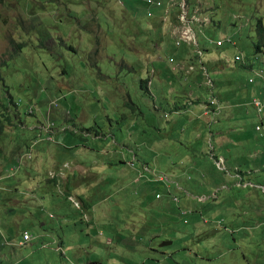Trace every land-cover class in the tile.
<instances>
[{"label": "rangeland", "instance_id": "rangeland-1", "mask_svg": "<svg viewBox=\"0 0 264 264\" xmlns=\"http://www.w3.org/2000/svg\"><path fill=\"white\" fill-rule=\"evenodd\" d=\"M138 1L0 0L2 164L28 153L6 173L0 264H264V182L235 174L264 151L261 79L248 85L264 0H189L208 21L193 47L210 51L174 73L193 49L176 46L180 6L150 28Z\"/></svg>", "mask_w": 264, "mask_h": 264}, {"label": "clouds", "instance_id": "clouds-1", "mask_svg": "<svg viewBox=\"0 0 264 264\" xmlns=\"http://www.w3.org/2000/svg\"><path fill=\"white\" fill-rule=\"evenodd\" d=\"M162 2H163V0H161ZM172 2H175V4H176V7L175 8H177L178 9V6H180V4H183V3H187L188 4V7H189V17L191 18L192 17V15L194 14V11L190 8V4H189V0H173ZM171 3V2H170ZM168 4H164V6H167ZM135 7L138 9L137 10V14H140V11H141V13L143 14V16H144V18H147V20L149 21L148 22V26L151 28V26H159L158 24H157V22L154 20L155 19V16L153 17V18H149L148 17V5H147V0H139L138 1V3L137 4H135ZM179 10V9H178ZM161 16H164V14L163 15H161ZM198 19H199V21H193V23H192V25H191V28H192V32H193V40L194 41H189V40H181V45H179V46H177V48L178 49H181L184 45H188V46H191V47H193V44L194 43H196L197 44V46L199 45L198 44V42H196V40H197V34L198 33H202L203 31H204V25L206 24V22H208L206 19H202V17H197ZM160 25H161V27H162V29H163V31L164 32H166V34H168V35H171V36H174V35H172L171 34V32H170V28L167 26V24L166 23H159ZM175 38H176V41L178 42V40H179V35H177V36H174ZM218 41H222V45L221 46H218L217 45V42ZM226 42H229V43H232L233 45H235V43L234 42H232V40L231 39H217V40H215V39H212V41L209 43V44H212V45H215L216 47H218V48H221V47H223L224 45H225V43ZM177 44V43H176ZM198 51H200L201 52V55H195L196 53H198ZM210 50L209 49H207V48H204V49H202V50H199V48L198 49H195L194 47H193V49L191 50V53H192V56H193V58H195L196 59V63L195 64H193V65H191L193 68H197V66H198V64L199 63H203V57H204V55L206 54V53H208ZM170 59H173V60H175V62H170ZM178 60H179V58H177V55H173V56H170L169 57V64L171 65V72H173L174 73V71H179V70H182V69H179V68H177L178 70H176V69H174V66H176L177 64L178 65H180L181 67H183L184 66V64L185 63H180V62H178ZM235 60L236 61H241L242 60V57L240 56V55H237L236 56V58H235ZM203 65V64H202ZM256 72H258V71H256ZM256 72H254V77H252V78H250L249 80H248V82L249 83H252V84H254V82H255V78H260L261 79V85H262V91H263V93H264V74H262V76H257L256 75ZM251 80H253L252 82H251ZM255 99H259V100H261L263 103H264V101H263V99L262 98H258V97H255V98H253L252 99V102H251V105L253 106V108L256 110V113H257V115H258V117H259V123L256 125V131L258 132V133H260V134H262V132L264 131V117H263V113H264V106H263V108H262V111H261V113H259L258 111H257V109L255 108V106H254V100ZM212 101H214V100H212ZM212 101H210V104L213 106V112L214 113H217V112H220V107H218L217 106V103L215 102V104L213 105L212 104ZM191 103H193L192 101H191ZM209 107V106H208ZM261 127L262 128V131H259L257 128L258 127ZM263 136V135H262ZM28 156L27 155V153H25V154H23V156L22 157H20L19 159H17L15 162H12V164L10 165V167L8 168V170H7V172L10 170V169H12V170H14V171H17V170H19L20 168H21V165L19 166V164H18V162L17 161H19V160H21V162L23 161L22 159H23V157L24 156ZM17 166V167H16ZM2 176V174L0 175V177ZM25 232H27V231H25ZM24 232V233H25ZM24 233H23V235H24ZM27 233H29V232H27ZM30 234V233H29ZM27 243H29V242H27ZM27 243H24V241L23 242H21V244L23 245V244H27Z\"/></svg>", "mask_w": 264, "mask_h": 264}, {"label": "trees", "instance_id": "trees-1", "mask_svg": "<svg viewBox=\"0 0 264 264\" xmlns=\"http://www.w3.org/2000/svg\"><path fill=\"white\" fill-rule=\"evenodd\" d=\"M2 1H5V0H2ZM28 3V0H24ZM173 0H171L172 2ZM163 3L165 4V2L163 1ZM126 8L127 10L132 13V15H137V8L135 7V4H132V3H129L126 5ZM167 7H165L164 5L163 6H160V7H156V8H151V11L152 13L155 15V17H159L161 15H163L166 11ZM71 21V20H70ZM82 26H86V23H84L83 21L81 22ZM260 28H261V34L262 36L264 35V27L262 25V21H260ZM52 29L48 28L47 27V37L49 36V33ZM67 36H69V32L66 33ZM262 41L257 45L256 47V52L257 53H263L264 54V50H262L263 48V45H262ZM59 42L61 45L65 46L67 45V42H66V39L64 38H60L59 39ZM177 43V41H176ZM19 48L23 47L24 45L23 44H18ZM177 46V44H176ZM199 50H202L199 48ZM195 55H199L198 53H196ZM178 62L180 63H185L186 61L183 59V58H179ZM5 64L4 63H1V66H4ZM177 72V71H176ZM248 85L249 86H253L252 83H249L248 82ZM166 95L167 96H174L173 94H170L169 93V90L166 92ZM263 101H264V98H263ZM191 102V101H190ZM11 103H14V99L11 97L9 99V101L7 103H4L2 106H0V133H4L5 132V128L7 126V124H9L10 120H11V115L9 114V109L8 107L11 106ZM209 108H211L213 110V106L209 103L208 104ZM2 107H4V109L2 110ZM178 108V107H177ZM14 118V116H13ZM260 134V133H259ZM261 138L264 139V136H262V134H260ZM253 152L256 153L254 159V167L253 168H250L248 167L246 171H243V170H236L235 171V174L239 175L240 176V181H243L245 180V178H248V175L254 173L255 175L253 176L254 178L258 179V180H262L264 182V177L263 176H260V173L263 174L264 173V151L262 152H259V149L258 148H255L253 147ZM28 155V153H27ZM2 156H3V151H2V148H1V144H0V162L2 164ZM8 170V169H7ZM7 172V171H6ZM263 177V178H261ZM252 179H250V182H251ZM251 184H254L253 182H251ZM247 187L250 186V184H247L245 185ZM260 187L264 189V185H260ZM157 194V193H156ZM156 194L154 195V198L156 199H159L157 196L156 197Z\"/></svg>", "mask_w": 264, "mask_h": 264}, {"label": "built area", "instance_id": "built-area-1", "mask_svg": "<svg viewBox=\"0 0 264 264\" xmlns=\"http://www.w3.org/2000/svg\"><path fill=\"white\" fill-rule=\"evenodd\" d=\"M147 5H148V17L149 18H153L155 15L152 13L151 11V8H156V7H160V6H163L164 3L161 1V0H147ZM164 15L166 14H169L171 12V10L175 9L176 7V4L175 2H171L170 4H168ZM180 9H181V13H180V16L182 17V20H178V27H179V40L177 42V46L181 45V40H189V41H194L193 40V32H192V28H191V25L193 23V21H199V19L195 16L193 17H189V7H188V4L187 3H183V4H180ZM180 21V22H179ZM173 22L172 21H167L166 24L171 27V28H175L176 26L172 24ZM217 45L218 46H221L222 45V41H218L217 42ZM198 54L201 55V52L198 51ZM170 62H175V60L173 59H170ZM177 68L179 69H182L183 67H181L180 65H176L174 66V69L178 70ZM262 74H264V70H260L258 72H256V75L259 77V76H262ZM253 80H251L252 82ZM212 104L214 105L215 104V101H212ZM254 106L255 108L257 109V111L259 113H261L262 111V108L264 106V103L259 100V99H255L254 100ZM259 131H262V128L259 126L257 128ZM262 135L264 136V131L262 132ZM160 179H162V176H159ZM156 196H159V194H156ZM32 240V236L25 232L24 235H23V241L24 243H27V242H30Z\"/></svg>", "mask_w": 264, "mask_h": 264}, {"label": "crops", "instance_id": "crops-1", "mask_svg": "<svg viewBox=\"0 0 264 264\" xmlns=\"http://www.w3.org/2000/svg\"><path fill=\"white\" fill-rule=\"evenodd\" d=\"M202 15L198 16L201 17ZM187 54V57H186ZM177 58H183L185 61H189V59H192V53L191 51H189L188 49H181L178 51V53L176 54ZM171 72V71H170ZM173 73V72H172ZM197 73H195L192 77H190V79H197L198 78ZM164 75H162V77H158V79L160 81H164L166 79H164ZM168 83H170V79H167ZM10 163L11 162H6L5 164H1L0 162V175L2 174V176L0 177V201L2 197H10L11 194L13 193V189L12 186L6 184L7 176H6V171L7 169L10 167Z\"/></svg>", "mask_w": 264, "mask_h": 264}, {"label": "water", "instance_id": "water-1", "mask_svg": "<svg viewBox=\"0 0 264 264\" xmlns=\"http://www.w3.org/2000/svg\"><path fill=\"white\" fill-rule=\"evenodd\" d=\"M172 240H164L163 242H161L160 245H167V244H171ZM93 264H102L101 262H95Z\"/></svg>", "mask_w": 264, "mask_h": 264}, {"label": "bare ground", "instance_id": "bare-ground-1", "mask_svg": "<svg viewBox=\"0 0 264 264\" xmlns=\"http://www.w3.org/2000/svg\"><path fill=\"white\" fill-rule=\"evenodd\" d=\"M202 9H199V11L195 14L197 17L201 15Z\"/></svg>", "mask_w": 264, "mask_h": 264}]
</instances>
